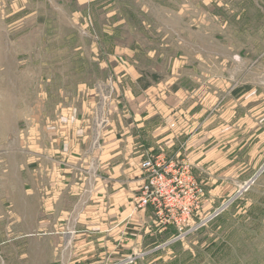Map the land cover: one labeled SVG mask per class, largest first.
Instances as JSON below:
<instances>
[{
	"label": "rangeland",
	"instance_id": "rangeland-1",
	"mask_svg": "<svg viewBox=\"0 0 264 264\" xmlns=\"http://www.w3.org/2000/svg\"><path fill=\"white\" fill-rule=\"evenodd\" d=\"M142 84L185 97L172 180L131 241L60 242L45 162ZM0 264H264V0H0Z\"/></svg>",
	"mask_w": 264,
	"mask_h": 264
},
{
	"label": "crops",
	"instance_id": "crops-1",
	"mask_svg": "<svg viewBox=\"0 0 264 264\" xmlns=\"http://www.w3.org/2000/svg\"><path fill=\"white\" fill-rule=\"evenodd\" d=\"M142 85L137 94L126 93L123 114L113 100L110 116L101 106L98 117L88 111L85 120H78L82 128L76 126L68 134L63 159L45 162L46 180L44 187L38 181L37 190L43 191L46 206L60 207L66 218L76 213L79 219L75 226L68 227V222L57 227L54 232L62 235L60 242L85 247L131 241L133 201L145 179L142 163L149 157L182 153L174 147L182 144L184 136L178 133L176 118L185 97L179 89L145 97L150 87Z\"/></svg>",
	"mask_w": 264,
	"mask_h": 264
},
{
	"label": "built area",
	"instance_id": "built-area-1",
	"mask_svg": "<svg viewBox=\"0 0 264 264\" xmlns=\"http://www.w3.org/2000/svg\"><path fill=\"white\" fill-rule=\"evenodd\" d=\"M174 167L175 162H170L169 164L165 163L164 158L160 156L149 157L142 163V169L147 184L141 188V194L137 198L138 206L140 208L145 207L150 203L151 196L154 195L153 189L156 188L155 185L159 181L172 180L169 179V176L173 173Z\"/></svg>",
	"mask_w": 264,
	"mask_h": 264
}]
</instances>
